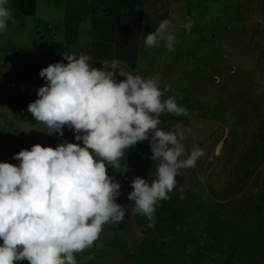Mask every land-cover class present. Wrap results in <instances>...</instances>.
Wrapping results in <instances>:
<instances>
[{"label":"rangeland","instance_id":"obj_1","mask_svg":"<svg viewBox=\"0 0 264 264\" xmlns=\"http://www.w3.org/2000/svg\"><path fill=\"white\" fill-rule=\"evenodd\" d=\"M150 2L145 37L168 19L176 42L171 50L164 41L143 42L138 65L117 63L118 71L156 77L161 90L170 86L162 99L174 97L187 114L165 112L158 127L183 136L180 159L194 146L204 154L195 167L180 169L176 189L157 203L150 222L133 211L128 194L134 177L156 178L159 162L151 159L150 140L125 149L119 168L107 165L121 185L116 203L124 218L105 224L94 244L75 254L77 264H264V0ZM9 8L12 19L0 33V162L19 166L15 154L35 144L82 146L68 126L63 136L47 134L28 105L47 83L43 68L66 64L64 53L87 51Z\"/></svg>","mask_w":264,"mask_h":264},{"label":"clouds","instance_id":"obj_2","mask_svg":"<svg viewBox=\"0 0 264 264\" xmlns=\"http://www.w3.org/2000/svg\"><path fill=\"white\" fill-rule=\"evenodd\" d=\"M0 0V33L8 28L12 11ZM189 20L184 27L191 28ZM161 41L171 50L176 36L168 19L144 40L146 47ZM67 63L43 68L47 83L28 105L35 121L48 133L63 136L64 126L80 143L55 148L35 144L14 159L19 166L0 162V264H77L75 254L90 248L105 224L120 222L125 209L116 203L121 185L107 173L119 168L125 149L150 140L152 161H158L151 183L139 176L131 182L129 201L135 213L154 220L159 201L170 199L180 169L195 167L203 150L192 147L186 159L183 136L158 127L167 112L186 115L174 97L162 99L156 77L118 71L115 62L92 67L91 57L64 53ZM117 75L125 77L117 80ZM183 188L180 189L183 198ZM150 226H153L150 223Z\"/></svg>","mask_w":264,"mask_h":264},{"label":"crops","instance_id":"obj_3","mask_svg":"<svg viewBox=\"0 0 264 264\" xmlns=\"http://www.w3.org/2000/svg\"><path fill=\"white\" fill-rule=\"evenodd\" d=\"M7 6L22 18L39 19L57 29L65 41L85 47L94 62L135 68L154 5L150 0H8Z\"/></svg>","mask_w":264,"mask_h":264},{"label":"water","instance_id":"obj_4","mask_svg":"<svg viewBox=\"0 0 264 264\" xmlns=\"http://www.w3.org/2000/svg\"><path fill=\"white\" fill-rule=\"evenodd\" d=\"M40 38H41V39H43V37H42V36H41Z\"/></svg>","mask_w":264,"mask_h":264}]
</instances>
